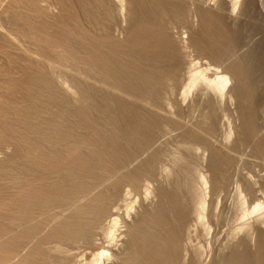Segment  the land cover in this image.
Returning <instances> with one entry per match:
<instances>
[{
	"label": "bare ground",
	"instance_id": "bare-ground-1",
	"mask_svg": "<svg viewBox=\"0 0 264 264\" xmlns=\"http://www.w3.org/2000/svg\"><path fill=\"white\" fill-rule=\"evenodd\" d=\"M263 209L264 0H0V264H264Z\"/></svg>",
	"mask_w": 264,
	"mask_h": 264
},
{
	"label": "rangeland",
	"instance_id": "rangeland-1",
	"mask_svg": "<svg viewBox=\"0 0 264 264\" xmlns=\"http://www.w3.org/2000/svg\"><path fill=\"white\" fill-rule=\"evenodd\" d=\"M191 92H192V91H191ZM191 92H190V94H189L190 96L188 95L189 97H188L187 99H189L190 97L193 96V95L191 94ZM192 98H193V97H192ZM189 100H190V99H189ZM189 100H187V101H189ZM187 101H186V102H187ZM186 102H185V103H186ZM169 169H170V168H169ZM135 205H136V204H135ZM261 212H262V213H261V217H260V218L263 219L264 216L262 217V215H263L264 209H263ZM256 214H257V213H256ZM256 214L251 215V216H248L249 220L252 221V220H253V217H254V216H257ZM258 214H260V212H259ZM250 217H251V218H250ZM254 218H255V217H254ZM249 220L247 219L246 221H249ZM250 221H249V222H250ZM209 237L212 238L211 235L209 234L208 237L204 238V240L201 242V244H202V243H204L205 241H207L206 244H205V243H204L203 245L200 244L201 246L205 247V248L201 247V250H202V248H203L202 251H203L204 257L207 256V255L209 254V250H208V249H209V247H211L212 242H214V241H212L213 239H209ZM114 238H115V237H114ZM207 238H208V239H207ZM209 240H210V242H209ZM200 241H201V240H200ZM211 241H212V242H211ZM208 242H209L210 244H209ZM207 243H208L209 245H208ZM105 245H106V244H105ZM107 245H108V244H107ZM204 245H205V246H204ZM206 245H207V246H206ZM108 246H109V245H108ZM111 246H112V244L110 243V246H109V247H111ZM82 259H83V260H84V259L86 260L85 257L82 258ZM82 259H81V260H82ZM87 260H88V259H87ZM88 261H89V260H88ZM103 261H104V259H102L101 263H102V264H105V263H103ZM86 262H87V261H85L84 264H85ZM104 262H105V261H104ZM79 263H82V264H83V261H82V262L80 261ZM87 263L89 264V262H87Z\"/></svg>",
	"mask_w": 264,
	"mask_h": 264
}]
</instances>
